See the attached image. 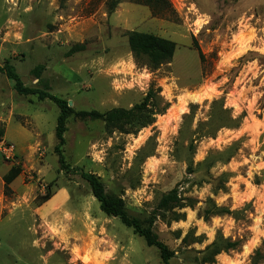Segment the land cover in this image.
<instances>
[{"label":"rangeland","instance_id":"374dc122","mask_svg":"<svg viewBox=\"0 0 264 264\" xmlns=\"http://www.w3.org/2000/svg\"><path fill=\"white\" fill-rule=\"evenodd\" d=\"M168 1L153 14L140 0H0V67L12 65L23 86L40 87L42 65L47 92L76 112L129 109L149 88L147 109L168 104L144 127L70 114L61 168L59 108L18 93L0 70V139L15 153H0V264H160L157 248L100 210L76 168L151 224L169 264H264V0ZM132 30L174 41L172 59L135 62ZM12 165L20 173L5 185ZM175 186L192 205L157 210ZM213 205L231 212L205 218ZM217 236L238 244L215 253Z\"/></svg>","mask_w":264,"mask_h":264},{"label":"trees","instance_id":"16d2710c","mask_svg":"<svg viewBox=\"0 0 264 264\" xmlns=\"http://www.w3.org/2000/svg\"><path fill=\"white\" fill-rule=\"evenodd\" d=\"M143 5H147L153 14L158 11L168 8V0H140ZM126 42L132 56L137 63H141L150 69H156L161 64L169 62L175 52V42L164 37L147 33L141 31H127L126 32ZM81 44L73 45L68 54H72L81 50ZM1 71H4L9 79L15 81L14 88L20 94H36L37 98L42 100L45 98L50 99L59 108V114L56 121L55 136L57 138V144L54 147V151L58 155V162L61 168H67L64 163V159L61 152V147L64 143L63 133L65 131V119L72 113L81 116L89 117L92 119H101L105 122L106 127L120 128L123 129L125 125L133 124L138 122L141 127L153 122V115L155 113H164L168 104L163 107H156L155 109H147L150 100H153L157 94L152 88H149L143 97L142 101L138 104L133 105L129 109L115 107L104 112H99L97 110L88 111H74L72 107L68 105L67 100L60 97H56L47 92L49 89L48 83L43 80L41 72L43 70L42 65H38L33 69V76L37 79L40 87L31 88L22 85L21 77L17 76L15 69L12 65L6 62L3 67H0ZM155 110V111H154ZM148 116V117H147ZM2 136V130L0 129V137ZM192 147V145H190ZM78 172L80 176L85 179L91 189L92 195L99 202L100 210L108 215L117 217L122 224L126 227L131 228L133 233L142 237L147 246L155 247L159 250L160 264H169V259L172 256V252L169 251L167 246L159 241L151 230V224L146 227L142 225L139 219L135 217H129L126 213L123 201L113 195H108L104 191V186L100 179L92 173H87L80 168L72 169ZM190 170V169H189ZM20 173V168L18 166L12 165L8 171L3 175L2 179L5 185H8L18 174ZM52 195L49 188L41 197V202L47 200ZM183 198L178 194L177 186L173 187L169 191L163 193L156 205L157 210L168 211L174 207H184L192 205L189 202L184 203ZM212 208V207H211ZM204 209V217H208L209 214H222L230 213L227 208L216 207ZM221 237H216L212 242L211 247L215 249V253H219L221 250L234 249L237 246V242L234 241H224Z\"/></svg>","mask_w":264,"mask_h":264},{"label":"built area","instance_id":"2783aa9c","mask_svg":"<svg viewBox=\"0 0 264 264\" xmlns=\"http://www.w3.org/2000/svg\"><path fill=\"white\" fill-rule=\"evenodd\" d=\"M0 153L5 159H12L15 155L14 145L7 143L4 139H0Z\"/></svg>","mask_w":264,"mask_h":264},{"label":"crops","instance_id":"0c3cea01","mask_svg":"<svg viewBox=\"0 0 264 264\" xmlns=\"http://www.w3.org/2000/svg\"><path fill=\"white\" fill-rule=\"evenodd\" d=\"M12 182V181H11ZM13 183V182H12ZM11 183V184H12ZM56 195V194H55ZM54 195V196H55ZM57 195H60L61 196V200H59L58 202H55L53 205L55 206V208H57V207H59V206H61V203H62V201L64 200V198H65V195H66V191L64 190V189H62L61 190V193L59 192V194H57ZM53 196V197H54Z\"/></svg>","mask_w":264,"mask_h":264},{"label":"bare ground","instance_id":"6f19581e","mask_svg":"<svg viewBox=\"0 0 264 264\" xmlns=\"http://www.w3.org/2000/svg\"><path fill=\"white\" fill-rule=\"evenodd\" d=\"M190 98L193 99L194 101L199 100V97H198L197 95H194V94L190 95ZM181 112H182V111H181ZM181 112H180V113H181ZM175 116H178V115H177V112L175 113Z\"/></svg>","mask_w":264,"mask_h":264},{"label":"water","instance_id":"95a60500","mask_svg":"<svg viewBox=\"0 0 264 264\" xmlns=\"http://www.w3.org/2000/svg\"><path fill=\"white\" fill-rule=\"evenodd\" d=\"M24 80H25L24 77H22V78H21V82H23Z\"/></svg>","mask_w":264,"mask_h":264}]
</instances>
